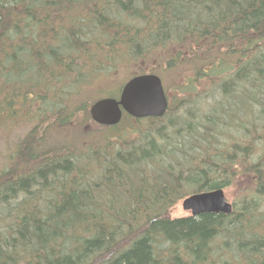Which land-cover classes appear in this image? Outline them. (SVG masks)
Segmentation results:
<instances>
[{
    "label": "trees",
    "instance_id": "16d2710c",
    "mask_svg": "<svg viewBox=\"0 0 264 264\" xmlns=\"http://www.w3.org/2000/svg\"><path fill=\"white\" fill-rule=\"evenodd\" d=\"M148 61L165 115L94 122L102 81ZM24 119L0 264H264V0H0V127ZM235 184L231 214L172 217Z\"/></svg>",
    "mask_w": 264,
    "mask_h": 264
},
{
    "label": "water",
    "instance_id": "95a60500",
    "mask_svg": "<svg viewBox=\"0 0 264 264\" xmlns=\"http://www.w3.org/2000/svg\"><path fill=\"white\" fill-rule=\"evenodd\" d=\"M169 107V100L162 78L156 73H144L131 77L122 87L118 97H103L90 106L94 122L114 126L125 113L135 118L162 117ZM183 209L192 216L203 213L231 214L233 203L222 188L195 192L182 200Z\"/></svg>",
    "mask_w": 264,
    "mask_h": 264
},
{
    "label": "rangeland",
    "instance_id": "374dc122",
    "mask_svg": "<svg viewBox=\"0 0 264 264\" xmlns=\"http://www.w3.org/2000/svg\"><path fill=\"white\" fill-rule=\"evenodd\" d=\"M142 65L138 66V70H144L148 73H151L149 71H152V68L157 64L156 61H148V63L141 62ZM138 70L133 69V66H126L123 70H121L120 73H116L114 75V78L110 80L102 81L105 87H110V91L116 90L117 87H120L131 78L130 75H134ZM161 76V75H160ZM133 77V76H132ZM163 77V76H162ZM166 79V86H170L171 92L169 95L173 96L174 92L177 90V87L174 86L175 78L174 73H169L165 75ZM168 84V85H167ZM121 87V89H122ZM80 120H82L81 116L77 117ZM98 124V123H97ZM97 124H91L88 125V128H85V134L86 137H91L93 135L94 130L95 131H101V128ZM100 125V124H99ZM30 123L27 120H22L17 122L16 124H12L11 126H6L5 124H1L0 127V168H2L6 161L8 160L9 156L11 155L13 149L15 148V145L20 141V139L25 135L26 131L30 128ZM71 138H75L76 136L73 133H70ZM240 185L241 184H235L225 189V194L227 196V199L230 202H234L239 193H240ZM172 217H182V216H189L191 215L190 211H187L183 209L182 206V200L179 201L171 211Z\"/></svg>",
    "mask_w": 264,
    "mask_h": 264
}]
</instances>
